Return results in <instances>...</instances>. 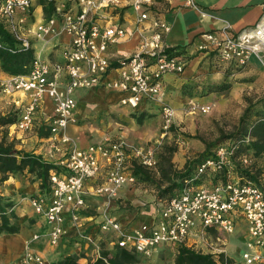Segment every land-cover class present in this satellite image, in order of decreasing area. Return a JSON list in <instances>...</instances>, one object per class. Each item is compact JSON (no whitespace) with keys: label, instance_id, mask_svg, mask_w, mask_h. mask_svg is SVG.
<instances>
[{"label":"built area","instance_id":"2783aa9c","mask_svg":"<svg viewBox=\"0 0 264 264\" xmlns=\"http://www.w3.org/2000/svg\"><path fill=\"white\" fill-rule=\"evenodd\" d=\"M39 3L51 7V17L37 28V35L62 34L68 37V43L61 52L60 62L49 63L35 57L27 75L0 80L1 95L10 97L21 93L27 98L16 108L19 118L14 128L18 132H29L41 106L49 101L52 115L46 120V128L51 144L60 141L66 146L68 138L62 135L58 140L57 136L74 121L76 91L102 89L121 94V105L138 110L142 104L160 100L165 76H180L185 72L186 54H176L164 46L163 39L170 28L162 13L155 10L156 0H0V21L13 27L15 38L20 42V47L9 52L20 53L28 48L27 40L17 34L18 27L13 21L21 15L18 19L21 23ZM187 4L193 6L190 0ZM127 8L134 15L132 33L119 20L121 11ZM55 23L59 29L54 27ZM129 36L137 41L135 52L127 58H113L109 48ZM203 38L196 45L197 53L214 55L221 63H236L242 68L251 57L264 55V18L234 36L206 34ZM158 105L163 129L167 130L175 111L162 102ZM194 109L207 114L212 107L198 105ZM66 153L63 162L58 164L62 173L50 175L49 194L30 199L33 210L46 223V230L33 235L31 243L44 241L51 247L58 245L66 235L64 213L68 210L76 237L98 253L99 241L80 225L82 211L86 209L87 185L100 180L104 170V180L91 186L92 191L98 197L113 200L121 188H133L137 184L129 172L131 160L146 167L154 166L155 160L149 150L129 149L122 141L93 145L85 150L67 147ZM234 156L231 143L217 146L199 166L193 180L169 199L156 201L150 223L133 226L105 217L99 224V233L112 235L115 239L112 245L141 257H150L162 246L181 245L216 254L199 249L202 243H207V235L215 232L229 236L242 225L246 239L241 264H264V174L259 185L243 181L232 171ZM240 162L245 168L251 165L246 156ZM224 172L225 180L214 183L208 179L192 185L200 175L214 177ZM17 264H45V261L30 249Z\"/></svg>","mask_w":264,"mask_h":264},{"label":"crops","instance_id":"0c3cea01","mask_svg":"<svg viewBox=\"0 0 264 264\" xmlns=\"http://www.w3.org/2000/svg\"><path fill=\"white\" fill-rule=\"evenodd\" d=\"M190 1L193 3V6L188 5L187 0H156L155 10L162 13L163 19L170 28L163 39L164 46L169 49H180L188 57L187 67L182 75L165 76L161 97L165 96L166 101L174 104L176 107L184 106L189 99L177 97L179 102H176L175 96L181 94V88H188L187 86H190L191 90L189 89V91L192 95L197 96L196 98L193 97L192 100L194 102L200 105L213 104L216 107L215 111H219L220 108L217 106L232 95L238 96L247 90L255 91L256 93L258 91L264 92V55L251 57L245 67L234 70L226 75L225 70L230 65L218 63L216 59H213V55L207 56L197 53L195 50L196 45L204 41L203 36L206 34H215L218 37L224 35L234 36L254 27L261 18H264V0ZM39 5L40 3L35 4L32 14L25 16L21 23L18 20L21 15L13 21L16 24V29L18 27L17 34L27 40L28 48L20 53H11L9 50H14L15 48L9 49L4 43H0L2 46L0 49L6 50L13 55L31 53L33 58L38 57L45 62L58 63L62 60L61 52L68 43V37L62 34L60 36L37 35V28L42 22L47 21L51 17V7L46 15L43 10L46 7ZM133 19L134 15L129 8L121 11L119 20L120 22H125L128 33L134 31ZM1 24L3 29L13 37L16 47H20V42L15 38L13 27L8 23L2 22ZM54 25L56 29H59L58 24L55 23ZM136 47V39L129 36L117 45L109 48V53L113 58H127L135 52ZM10 76L9 73L2 69L0 63V80H5ZM225 78L231 84V89L227 92V95H223V93L200 94V91L208 83L219 84L225 81ZM85 92L89 95L97 93L107 94V102L111 101L113 104H120V100L123 97L121 94L102 89L78 90L74 95L76 105L77 102L79 103L80 100H83ZM15 95L9 97L0 94V102H4L3 107L7 109L6 113L9 112L8 109L12 106L10 103L18 104L15 100ZM26 101L27 98L24 97L20 103ZM182 101L183 104H181ZM156 104L157 102H147L142 104L136 111L144 112L145 114L152 113V109L155 108ZM76 109L74 111L75 115H77ZM51 115L52 105L49 101H45L35 118L34 129L36 132L33 135L32 133L24 134L16 132L13 125L7 129L8 138L9 140L16 139V149L39 156L43 161L58 166V164L63 162L67 154L66 149L68 146L66 147L61 144L60 141L55 142V145L51 144L50 135L47 137L40 136L41 133L47 134L44 131L47 130L46 120ZM143 128H137L133 124L118 134L131 145H142L150 141L154 136V134L151 135L144 132ZM80 131L70 127L66 129L64 135L68 139H73ZM79 135L81 134L79 133ZM61 136L62 133L57 136V139L59 140ZM98 144L100 143L81 140L78 149L85 150L90 146ZM60 172L62 173V169ZM104 173L103 170L100 180L87 185L85 196L86 209L82 211L80 220V225L83 227L82 230L99 241L101 251L98 253L93 246L83 243L76 237L77 231L75 226L70 222L68 210L64 213L66 235L58 245L51 247L44 241L31 243L33 235L46 230L44 218L37 215L30 204V199L40 194L39 183L33 182L25 174L11 175L7 180L1 182L0 264H17L23 253L30 249L42 256L45 264H53L60 258L68 255L76 256L79 264H88L95 261L98 258V254L112 252L116 248L112 245L115 239L106 240L108 236L101 235L98 231L99 224L105 217H111L122 224H132L133 226L150 223L154 218L156 208L155 195H152L151 199L148 200L149 202L147 203H150V205L142 208L139 213L118 212V209L122 210L123 204H126L127 201L135 206L138 204L144 206V204L136 201L138 190L134 187L133 189L131 187L122 188L114 201H108L96 196L91 186L101 183L104 180ZM243 231L245 232V228ZM167 252L171 253V259L168 261H166ZM176 252V248L174 247L168 251H161L158 248L155 251L156 254L154 253L152 257L157 264H170L173 262Z\"/></svg>","mask_w":264,"mask_h":264},{"label":"trees","instance_id":"16d2710c","mask_svg":"<svg viewBox=\"0 0 264 264\" xmlns=\"http://www.w3.org/2000/svg\"><path fill=\"white\" fill-rule=\"evenodd\" d=\"M44 13L50 11V7L43 9ZM0 21V43L6 47L16 48L13 37L8 34L2 27ZM176 54L182 53L180 49H169ZM31 53L28 54H10L8 51L0 49V63L2 69L12 76L27 75L33 60ZM236 63L225 70L231 73L239 70ZM227 77V76H226ZM231 89L230 82L225 81L219 84L208 83L204 86L205 94L210 93H227ZM139 113L136 118L138 124H142L145 119V113L133 110ZM19 118V112L14 114L0 116V183L7 180L11 175L25 174L33 182L39 183L40 194L48 195L50 192V175L60 173L61 168L53 163L43 161L41 157L31 153H25L15 148L16 142L9 140L8 128L15 125ZM41 133V137H47L50 133ZM231 143L235 148V156L232 160V171L245 182L259 185L261 182L262 171L257 167V162L264 160V96L255 102L249 101L242 115L238 120L237 128L234 132L225 137L219 138L216 142L206 145V148L195 160L186 161L183 169L177 170L172 163V157L176 152L173 147L164 146L157 156L156 172L150 171L146 166L131 160L129 172L136 178L137 183L152 185L156 191V200L169 199L176 192L181 190L188 182L195 178L199 166L212 155V151L219 145ZM215 148L212 150V148ZM246 156L250 159L251 165L243 167L241 158ZM226 172L216 176L200 175L194 180L192 185H199L204 180H212L216 183L218 180L226 178ZM176 255L170 264H232V260L227 258L223 253L208 254L195 251L186 246L176 247ZM137 254L115 248L114 253H104L95 261L88 264H140ZM53 264H79L78 258L68 255L60 258Z\"/></svg>","mask_w":264,"mask_h":264},{"label":"rangeland","instance_id":"374dc122","mask_svg":"<svg viewBox=\"0 0 264 264\" xmlns=\"http://www.w3.org/2000/svg\"><path fill=\"white\" fill-rule=\"evenodd\" d=\"M215 57L216 56H214L213 59H216V62L221 63ZM187 87L188 88H181V94H177V96H175L176 102H179V99L177 97H180L182 99H189L186 103L184 102V106L182 105L176 107L174 106V104L167 102L165 96H163L157 102L155 108L152 109V113L145 114V119L143 120L142 124H138L135 121L136 118L140 116L139 113L133 112V110H131L127 106H123L119 103L113 104V102L111 101L107 102V94H104L105 96L102 93L89 95L87 92H85L83 95V100H80L79 103L77 102V115L74 114V121L70 126L66 128L68 129L70 127H73L74 130H81L79 132L81 135L77 133L75 138L73 137V139H68V144H66V147L68 146V148L78 149V145L81 140H89L92 141V143L100 144L122 141L127 145L129 149L134 148L143 149L144 151L149 150L151 152L152 158L155 160V165L147 168L152 172H156L157 156L164 146H168L176 149V152L172 157V163L175 169L181 170L183 169L186 161L197 159L200 154L204 152L206 145H210L216 142L219 138L225 137L228 134L234 132L237 128L238 120L242 115L244 109L246 108L248 102H255L256 100L264 96V92L258 91V93H256L255 91L247 90L241 95H232L226 98L227 100H224L220 105L217 106L218 108H220L219 111H215L216 107H214L213 104H209L212 107L211 111L207 114H200L196 109H194L195 106H198L200 104L192 100L193 97L196 98L197 96L192 95V93L189 91V89L191 90L190 86ZM203 91L204 90L202 89L200 91V94L205 95ZM227 94L228 93H223V95ZM15 98L16 102L19 103L24 97L21 93H16ZM159 102L172 107L175 111V118L173 120V123L167 130L163 129L164 123L162 121L160 107L158 105ZM3 104L4 102H0V116L14 114V111L16 112L18 104L16 105L14 103H10L12 104V106L8 109V113H6L7 109H4L5 107H3ZM181 104H183V101ZM133 124L137 128L144 127V132L148 134H154L152 139L147 143H143L142 145H131L124 139H122L118 133L124 131ZM34 128L35 127H33L29 132H25L24 134L32 133L33 135L36 132ZM44 131L48 132L47 130ZM64 132L62 133V135H64ZM13 140L16 142L15 138ZM214 148L215 145L212 150ZM257 167L261 169L264 168V160L258 161ZM262 171H264V169H262ZM134 188L138 190L136 201L144 204V206H140L139 204L135 206L127 201L126 204H123L124 206H122V210L118 209V212L124 213L123 211H127L132 214L135 212L139 213L142 208L150 205V203L147 202H149L148 200L151 199V196H156L155 188L152 185L137 183ZM116 198L110 201H114ZM156 201L157 200L155 199V202ZM243 229V226H239L236 231L229 236L219 235L215 232H212L206 237L207 243H202L203 247L201 246V249V247L199 246V249L205 252L208 251L216 254L222 252L227 256V258L232 260V264H241V252L243 250L244 241L246 239V232H244ZM112 238L113 237L111 235L108 236L106 240ZM217 239H219L220 241H218ZM204 244L206 245V247ZM208 245L210 247H208ZM172 247L173 246H162V248L160 247L159 250L168 251ZM108 253L111 255L112 253H114V250ZM154 253L155 252H153L152 255ZM152 255H150V257L140 256L138 258L139 263L157 264L155 263L156 261H154L155 259H153ZM166 255V261L170 260L171 253L167 252Z\"/></svg>","mask_w":264,"mask_h":264}]
</instances>
